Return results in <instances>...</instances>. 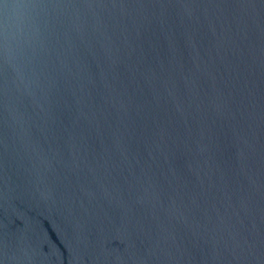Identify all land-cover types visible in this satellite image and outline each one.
Listing matches in <instances>:
<instances>
[{"label": "water", "instance_id": "1", "mask_svg": "<svg viewBox=\"0 0 264 264\" xmlns=\"http://www.w3.org/2000/svg\"><path fill=\"white\" fill-rule=\"evenodd\" d=\"M0 264H264V0H0Z\"/></svg>", "mask_w": 264, "mask_h": 264}]
</instances>
